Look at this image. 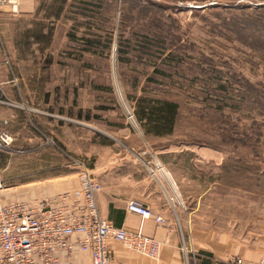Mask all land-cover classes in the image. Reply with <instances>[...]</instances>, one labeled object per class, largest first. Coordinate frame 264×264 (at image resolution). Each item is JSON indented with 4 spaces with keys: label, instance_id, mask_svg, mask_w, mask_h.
Returning <instances> with one entry per match:
<instances>
[{
    "label": "rangeland",
    "instance_id": "374dc122",
    "mask_svg": "<svg viewBox=\"0 0 264 264\" xmlns=\"http://www.w3.org/2000/svg\"><path fill=\"white\" fill-rule=\"evenodd\" d=\"M58 4L40 0L25 16L12 6L0 12V51L27 88H40L25 93L24 101L56 102L64 116L88 115L91 128L118 135L139 152L145 148L133 132L145 133L152 154L147 160L164 149L216 152L220 167L205 158L175 169L174 175L187 179L184 195L205 197L197 206L201 216H188L189 225L231 234L238 243L259 242L264 236V38L258 35H264V0H101L98 7L96 0H67L55 17ZM140 96L177 104L169 133L166 127L156 131L161 127L155 121L142 127L135 118ZM60 136L70 137L65 128ZM85 136L79 129L75 145L89 147ZM93 139L96 157V145L108 141L96 133ZM55 144L46 139L44 156L1 153L0 190L59 174L75 173L77 179L79 166L89 170L91 156L60 152ZM167 198L175 201L168 193ZM172 218L185 234L183 216Z\"/></svg>",
    "mask_w": 264,
    "mask_h": 264
},
{
    "label": "crops",
    "instance_id": "0c3cea01",
    "mask_svg": "<svg viewBox=\"0 0 264 264\" xmlns=\"http://www.w3.org/2000/svg\"><path fill=\"white\" fill-rule=\"evenodd\" d=\"M38 2L40 3V0H19L15 10L21 15H29L35 12ZM9 6L0 5V12L5 9L13 10L9 9ZM5 55L0 51V60ZM18 77L11 71L10 61L8 66L0 65V131L5 130L12 136L11 147L5 151L10 158L18 154L41 156L45 151L47 138L54 139L58 143L54 146L60 152L64 150L75 155L91 156L88 168L103 186L96 196L101 218L109 221L114 227L129 232H141L159 242L158 257L151 259L125 248L114 240H109L111 264H202L205 259L204 252L211 255L209 256L211 264H228L227 260L232 257L242 258L243 264H257L264 256V236L253 244L238 243L231 234L225 235L214 229L189 225L188 216H201L198 212L200 207L197 206L203 203L205 197L184 195L182 184L187 179L174 175L175 169L179 163L196 166L203 163L205 158L210 159L209 163L212 166L220 167V162H216L215 159L216 152L181 148L164 149L154 152L153 159L147 160L145 156L152 154L143 139L145 133L141 132L144 134L142 135L139 131L133 132L145 148V151L139 152L140 147H132L123 142L118 135V137L113 136L91 128L87 124L89 120L78 119L72 115L64 116L61 104L49 101H24L25 93H37L40 88L36 86L27 88L21 82V77L20 79ZM56 107L59 110H56ZM63 128L68 136L71 138L73 136V141L70 137L68 141H65L66 139L62 141L60 135ZM79 129L86 132L85 141H89V147L85 149L75 145L79 140ZM94 133L108 141L105 145H96L99 150L96 157L93 154ZM126 137L128 134L124 135V139ZM1 153L4 151L0 150V155ZM8 164L6 163L5 167ZM151 165L153 168L149 169ZM77 188L75 173L59 174L51 178L42 177L23 184L19 189L9 187L0 190V202L6 204L24 199L50 201L58 192ZM167 193L173 196V200L175 198L173 203L168 201ZM179 195L182 198H179ZM131 200L141 202L154 216L160 217L163 223H156L153 217H142L128 212L126 205ZM190 205L194 207L189 209ZM172 216H183L182 222L187 227L186 239ZM71 262L91 264L89 255L78 251L72 255Z\"/></svg>",
    "mask_w": 264,
    "mask_h": 264
},
{
    "label": "built area",
    "instance_id": "2783aa9c",
    "mask_svg": "<svg viewBox=\"0 0 264 264\" xmlns=\"http://www.w3.org/2000/svg\"><path fill=\"white\" fill-rule=\"evenodd\" d=\"M18 2L0 0V5L15 7ZM1 64L8 66L9 60L4 57ZM129 119L133 120L132 116ZM12 141L7 131H0V150L7 151ZM76 174L78 188L58 192L50 201L0 203V264H72L71 257L77 251L88 254L91 264H111L109 240L141 256L158 257L157 240L114 227L101 218L96 196L102 184L86 167L79 166ZM126 210L163 223L137 200L129 201ZM227 263L243 264V260L232 257ZM257 264H264V256Z\"/></svg>",
    "mask_w": 264,
    "mask_h": 264
},
{
    "label": "trees",
    "instance_id": "16d2710c",
    "mask_svg": "<svg viewBox=\"0 0 264 264\" xmlns=\"http://www.w3.org/2000/svg\"><path fill=\"white\" fill-rule=\"evenodd\" d=\"M98 1L99 5H96L97 7L100 6L101 0ZM67 0H59L58 8L55 10V17H59V15L63 12L62 10L66 6ZM259 38H264V35L260 34L258 35ZM257 36V37H258ZM147 39L145 38V42ZM117 53L122 56L124 53L122 51V46H119L117 49ZM157 74L164 76L163 72L157 71ZM152 81V80H151ZM136 107H135V118L142 124V127L146 126L148 123L156 122L157 125L161 128H157L156 131H159V129H164L166 127L167 132L169 133L171 131L172 125L174 121L176 120V117L178 115V106L174 102H170L167 100H156V99H147V97L140 96L135 101ZM78 119H81L82 117L80 114L77 116ZM84 120H90V117L86 115L84 117ZM205 259L203 260L202 264H211L209 256H211L209 253L204 252Z\"/></svg>",
    "mask_w": 264,
    "mask_h": 264
}]
</instances>
